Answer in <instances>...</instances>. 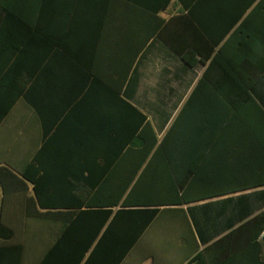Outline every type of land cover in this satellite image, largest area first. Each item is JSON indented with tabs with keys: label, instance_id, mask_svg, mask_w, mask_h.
I'll use <instances>...</instances> for the list:
<instances>
[{
	"label": "crops",
	"instance_id": "obj_1",
	"mask_svg": "<svg viewBox=\"0 0 264 264\" xmlns=\"http://www.w3.org/2000/svg\"><path fill=\"white\" fill-rule=\"evenodd\" d=\"M10 1L32 27L0 34V49L25 63L27 93L0 123V169L12 172L7 189L0 181V215L56 212L39 206L24 172L44 181L47 206L117 197L139 163L131 142L149 122L169 157L155 166L180 197L197 201L160 207L121 264H259L257 246L228 259L224 246L208 248L264 214V73L203 78L212 57L188 66L161 37L184 10L176 0L158 12V0ZM187 36L205 54L213 47L204 34ZM60 230L54 223L36 264ZM8 244H22L30 264L27 242Z\"/></svg>",
	"mask_w": 264,
	"mask_h": 264
},
{
	"label": "trees",
	"instance_id": "obj_2",
	"mask_svg": "<svg viewBox=\"0 0 264 264\" xmlns=\"http://www.w3.org/2000/svg\"><path fill=\"white\" fill-rule=\"evenodd\" d=\"M172 1L158 0L159 5L154 11L165 10ZM176 2L182 4L184 10L176 20L164 26L161 37L188 66L196 65L205 57H212L203 78L214 74L227 80L253 81L264 73V0ZM29 25L32 27L17 8L11 6L10 0H0V34H26ZM169 34L179 35L176 40ZM187 34H204L213 42V47L205 54L189 43ZM225 37L227 39L223 42ZM221 43L214 52V45L218 47ZM15 55L0 49V123L20 98L27 99L25 63L20 56L13 61ZM131 108L143 121L144 115ZM157 144L156 134L147 122L145 131L131 142V149L140 147L139 155H136L139 163L131 166L130 182L120 187L117 197L60 200L47 206L42 190L44 181L35 180L27 172L22 174L24 179L33 181L39 206L56 211L28 217L43 222L52 221L61 226L55 243L39 264H121L160 213V207L197 201L180 197L177 184H171L169 175H162L163 168L155 166L160 156L163 155L167 162L169 159L165 140L159 146ZM146 161L143 174L134 181ZM9 175H12L10 170L0 169V181L6 189ZM108 187L107 183L100 184L99 193L105 192ZM123 195L127 196L123 199ZM263 229L264 214H260L232 230L208 250L224 246L228 259L257 246L259 264H264V244L258 242ZM14 237L15 231L0 215V264H22L23 245L8 244ZM202 258L203 255H198L196 261Z\"/></svg>",
	"mask_w": 264,
	"mask_h": 264
},
{
	"label": "rangeland",
	"instance_id": "obj_3",
	"mask_svg": "<svg viewBox=\"0 0 264 264\" xmlns=\"http://www.w3.org/2000/svg\"><path fill=\"white\" fill-rule=\"evenodd\" d=\"M167 141H169V136L166 138ZM4 145H7V141L4 142ZM4 155L2 154L0 159H7ZM3 219L14 229L15 241L27 242V252L31 258L30 264H36L50 244L54 222L26 219L24 215L19 214L4 215Z\"/></svg>",
	"mask_w": 264,
	"mask_h": 264
},
{
	"label": "built area",
	"instance_id": "obj_4",
	"mask_svg": "<svg viewBox=\"0 0 264 264\" xmlns=\"http://www.w3.org/2000/svg\"><path fill=\"white\" fill-rule=\"evenodd\" d=\"M258 242L261 244H264V229L262 230V232L259 235Z\"/></svg>",
	"mask_w": 264,
	"mask_h": 264
}]
</instances>
